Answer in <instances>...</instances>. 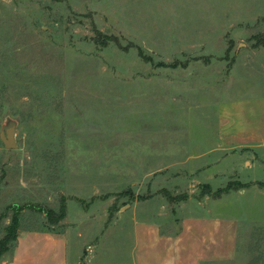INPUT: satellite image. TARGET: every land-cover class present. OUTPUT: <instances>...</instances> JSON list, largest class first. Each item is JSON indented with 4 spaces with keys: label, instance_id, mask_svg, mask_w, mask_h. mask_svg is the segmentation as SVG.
I'll return each mask as SVG.
<instances>
[{
    "label": "rangeland",
    "instance_id": "1",
    "mask_svg": "<svg viewBox=\"0 0 264 264\" xmlns=\"http://www.w3.org/2000/svg\"><path fill=\"white\" fill-rule=\"evenodd\" d=\"M239 92L264 94V0H0V240L19 210L70 264H133L134 220L220 198L237 256L209 264H264V147L215 151Z\"/></svg>",
    "mask_w": 264,
    "mask_h": 264
},
{
    "label": "crops",
    "instance_id": "2",
    "mask_svg": "<svg viewBox=\"0 0 264 264\" xmlns=\"http://www.w3.org/2000/svg\"><path fill=\"white\" fill-rule=\"evenodd\" d=\"M218 122L215 151L264 147V94L246 98L239 92L222 100ZM218 200L184 203L183 209L190 210L181 219L134 220L133 264H209L233 260L237 256L239 224L215 212ZM16 243L9 264H70L65 234L32 229L18 235Z\"/></svg>",
    "mask_w": 264,
    "mask_h": 264
},
{
    "label": "trees",
    "instance_id": "3",
    "mask_svg": "<svg viewBox=\"0 0 264 264\" xmlns=\"http://www.w3.org/2000/svg\"><path fill=\"white\" fill-rule=\"evenodd\" d=\"M250 186L249 183H244L241 181H230L229 184L227 186H225L224 188H219L217 190V192L215 193L217 197H220L221 195H223L224 193H229L233 190H240L243 188H246ZM212 186H210V184H207L205 186V189L202 191V194H212ZM27 208H35L33 205H26ZM19 210H17L13 220L11 221V223L6 227V235L0 240V258L6 254L10 249V243L13 242L15 243L16 240L18 239V229L20 228L21 225V219H20V214H19ZM56 215V212L54 210H51L48 213V216H51V219ZM65 215V209L64 206L62 208V212L60 214L62 218Z\"/></svg>",
    "mask_w": 264,
    "mask_h": 264
},
{
    "label": "water",
    "instance_id": "4",
    "mask_svg": "<svg viewBox=\"0 0 264 264\" xmlns=\"http://www.w3.org/2000/svg\"><path fill=\"white\" fill-rule=\"evenodd\" d=\"M17 124L16 121L10 119L3 126L2 131L0 132V139L3 141L7 149H17L19 147L17 141Z\"/></svg>",
    "mask_w": 264,
    "mask_h": 264
}]
</instances>
